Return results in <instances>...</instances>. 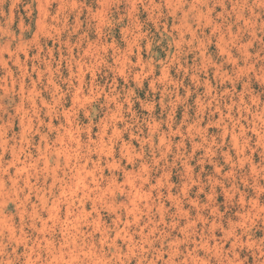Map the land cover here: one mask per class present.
<instances>
[{"label": "rangeland", "instance_id": "rangeland-1", "mask_svg": "<svg viewBox=\"0 0 264 264\" xmlns=\"http://www.w3.org/2000/svg\"><path fill=\"white\" fill-rule=\"evenodd\" d=\"M0 264H264V0H0Z\"/></svg>", "mask_w": 264, "mask_h": 264}, {"label": "bare ground", "instance_id": "bare-ground-1", "mask_svg": "<svg viewBox=\"0 0 264 264\" xmlns=\"http://www.w3.org/2000/svg\"><path fill=\"white\" fill-rule=\"evenodd\" d=\"M80 178V177H79ZM84 179V178H83Z\"/></svg>", "mask_w": 264, "mask_h": 264}]
</instances>
